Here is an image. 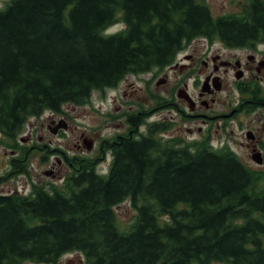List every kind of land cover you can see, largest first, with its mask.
<instances>
[{
    "label": "trees",
    "instance_id": "1",
    "mask_svg": "<svg viewBox=\"0 0 264 264\" xmlns=\"http://www.w3.org/2000/svg\"><path fill=\"white\" fill-rule=\"evenodd\" d=\"M248 1L246 14L214 18L202 0H10L0 10V136L15 142L29 119L83 106L192 40L264 41V0ZM112 149L107 175L76 157L60 186L0 193V264H56L71 252L87 264H264V178L233 152L202 140ZM125 201L137 216L122 231L115 208Z\"/></svg>",
    "mask_w": 264,
    "mask_h": 264
},
{
    "label": "flooded vegetation",
    "instance_id": "2",
    "mask_svg": "<svg viewBox=\"0 0 264 264\" xmlns=\"http://www.w3.org/2000/svg\"><path fill=\"white\" fill-rule=\"evenodd\" d=\"M140 75V87L124 78L114 88L94 91L97 99L107 100V106L104 119L89 135L72 130L63 110L49 113L48 124L23 127L14 140L22 142L24 159L41 149L43 140L51 144L46 132L75 140L79 157L106 163L107 173L112 147L120 142L202 140L215 150H230L246 169L264 178V41L195 39L171 63ZM194 124L196 128L191 127ZM231 140H241L238 145L246 152L239 156L232 151ZM215 141L219 147L212 144ZM60 153L63 161L52 162L51 173L57 166H72L69 157Z\"/></svg>",
    "mask_w": 264,
    "mask_h": 264
},
{
    "label": "rangeland",
    "instance_id": "3",
    "mask_svg": "<svg viewBox=\"0 0 264 264\" xmlns=\"http://www.w3.org/2000/svg\"><path fill=\"white\" fill-rule=\"evenodd\" d=\"M10 0H0V10L5 7V5ZM202 2L208 7L211 15L214 18H219L228 15L242 16L246 14L248 7V0H202ZM124 28L122 23H117L105 31L106 35L114 34L121 31ZM198 40V39H197ZM144 74V73H143ZM142 75H128L126 83H133L137 87L141 86ZM146 78V77H145ZM124 84V83H123ZM122 84V85H123ZM121 85V86H122ZM128 93L130 91H127ZM109 95V93H108ZM106 102V103H105ZM109 103V101H108ZM107 100L101 101L97 99L96 92H93L90 96V99L87 104L83 106H73V105H64L62 110L65 111L68 118L69 124L72 130H77L79 132H86L89 135L90 131L93 128H96V124L99 121L104 119L102 112L106 111ZM49 112L42 114L40 119L31 118L29 119L24 127L25 129L31 124L44 123L48 124L49 122ZM196 128L197 125L194 124L191 126ZM46 132V131H45ZM75 133V132H74ZM72 133H68L70 136ZM47 137L51 139V144L49 140H43L39 145L41 149H34L28 159H24L23 145H21L20 140H8L0 136V193L1 194H11L18 193L22 195H28L31 190V184L44 186L49 188L50 186H60L63 182V178L69 175L72 170H75V167L71 169L67 165H62L60 168L57 166L54 173H51L50 164L56 162V160L63 161V155L60 153L62 151L67 157H69V163L74 164L75 156L79 157L77 150L74 148L73 143H76L75 140H65L54 137L46 132ZM188 136V135H185ZM190 137V136H189ZM195 137V135H192ZM36 141V140H35ZM77 141V140H76ZM178 141V140H177ZM183 143H200L201 140H179ZM241 140H231L230 147L232 151H236L239 156L243 155L246 150L242 147H239L238 143ZM182 144V143H181ZM212 144L216 147H219L220 144L215 141ZM44 145H47V147ZM44 147V148H43ZM26 148V147H25ZM14 152V153H13ZM18 152L16 156L15 153ZM88 153V152H86ZM74 159V160H73ZM49 161V163H47ZM98 164V161L93 163ZM26 167L28 174L20 173L19 170L23 169L22 164ZM96 171L99 174L107 175L106 163H100L96 166ZM115 215L118 227L122 231H127L130 229L133 224L137 211L132 206L129 201H125L118 205L115 208ZM161 222H169V219L166 216L160 217ZM22 264H34L31 262H23ZM56 264H87L85 257L80 252H71L62 255Z\"/></svg>",
    "mask_w": 264,
    "mask_h": 264
}]
</instances>
